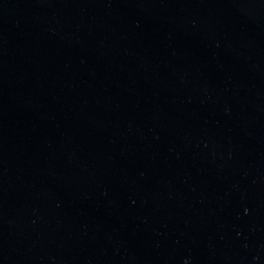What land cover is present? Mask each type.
Here are the masks:
<instances>
[{
  "label": "water",
  "instance_id": "obj_1",
  "mask_svg": "<svg viewBox=\"0 0 264 264\" xmlns=\"http://www.w3.org/2000/svg\"><path fill=\"white\" fill-rule=\"evenodd\" d=\"M0 264H264V0H0Z\"/></svg>",
  "mask_w": 264,
  "mask_h": 264
}]
</instances>
